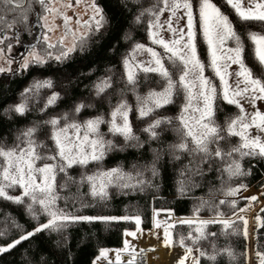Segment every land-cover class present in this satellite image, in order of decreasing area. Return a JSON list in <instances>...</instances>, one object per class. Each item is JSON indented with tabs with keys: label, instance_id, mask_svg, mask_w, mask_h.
<instances>
[{
	"label": "snow or ice",
	"instance_id": "1",
	"mask_svg": "<svg viewBox=\"0 0 264 264\" xmlns=\"http://www.w3.org/2000/svg\"><path fill=\"white\" fill-rule=\"evenodd\" d=\"M11 8L22 7L16 0H5ZM79 3V0H76ZM45 15H37L35 23L40 26L41 33L34 37L37 43L24 45L25 51L12 68L13 58L7 53L11 52L12 44L5 47L0 46V58H3L8 67L0 66V73L11 72L15 74L25 71L30 66H43L49 59L53 58V50L59 49L54 59L63 61L77 47L84 48L90 33L98 32L106 23L104 9L93 2L91 4L92 15L89 20L83 22L86 31L73 33V44L68 47L64 45L61 38L57 43L49 40L48 28L45 16L55 13L57 10L50 6V0H37ZM132 8H129L131 19L129 28L124 32L122 39L130 43V48L121 54V71L119 74L111 69H106V74L98 76L91 82L90 91L92 98L101 104H106L108 111L103 109L97 111L94 116L84 117L82 110L92 109L93 103H85L84 100L73 102L68 110L59 114L49 115L47 119L34 121L30 125L17 130L11 144L0 140V198L17 204H23L25 211L33 218L43 216V222H39L31 230H25L12 238L10 242L0 245V253L13 249L21 241L27 240L36 233L47 231L62 233L69 223L78 221H116L134 220L136 225L141 223V215L124 216H88L76 215L58 206L60 196L57 188H65L69 183L77 185L87 184L91 196L106 199L108 188L114 186L119 189L143 190L144 186L158 188L153 179L161 175L157 166L164 154L170 161H181L187 157V162L182 163L175 169V190L179 196L185 195L192 187L197 186L193 176H201L215 170L227 180L233 177L245 175L242 170L240 158L245 156L264 158V112L255 110L250 114L245 113L241 104L242 99H247L253 107L257 100L264 101V0H225L221 6L213 3V0H158L150 7H144L142 0H132ZM30 7V6H29ZM127 7V5H126ZM222 7H228L226 13ZM165 9L170 13L167 23V31L172 34L169 39L161 35L162 25L159 16ZM183 10L186 16L185 28H175L172 17L176 16L178 10ZM195 9V15H194ZM234 13L233 18L230 19ZM63 15V13H60ZM27 14L23 19L27 20ZM4 17L0 16V20ZM71 17L64 16L65 26ZM245 22V23H241ZM247 22H258L261 31L249 30ZM141 24H146L147 40L153 46L134 39L133 33ZM9 28L11 24L7 25ZM50 30V29H49ZM71 31L70 29H67ZM201 37L200 43L206 47L198 54L197 35ZM17 44L23 45L20 39V31L13 30ZM7 38L5 32H0V45ZM251 42V49L259 68L254 71L253 67L246 63L251 60V54L245 55V42ZM43 46L39 47V42ZM159 46L162 52H158ZM147 53L146 60H137L138 53ZM203 57V58H202ZM175 69V78L169 67ZM235 65V68L232 66ZM209 69V75H205V69ZM144 74V84L149 83L148 74H156L155 81L160 85L159 90L149 87L141 94L140 74ZM234 80L230 82V78ZM218 79V83L216 82ZM161 81L163 82L161 85ZM53 81L51 78L34 79L29 86L20 93V101L4 108V114L14 112L24 116L29 109L31 97L39 95L42 88L51 89ZM131 93L134 104L130 103L127 96ZM60 94L51 91L45 97L40 112H45L54 106ZM115 97V103H113ZM175 104L177 111L175 115H161L158 110L164 109L166 105ZM235 106L238 113L226 111V107ZM130 114H134L138 121L145 120V126L140 129L147 135L149 151L153 154L152 162L141 171L133 165V171H124L117 165L111 168L96 167L90 172L81 171L78 178L70 176L69 170L74 166L84 169L90 164L99 165L105 156L113 151H122L123 146L114 139H106V135L122 137L125 144L135 142L132 146L137 148L143 146L133 131ZM222 117V119H221ZM10 118V117H9ZM101 125L107 126V133L100 131ZM255 127L257 134L249 135V129ZM171 131L175 137L173 141L165 142L164 134ZM238 141L233 143V138ZM155 141L158 147H151ZM39 162V163H38ZM218 165H222L218 166ZM144 171L151 173V178L144 177ZM58 176L61 177L58 180ZM244 185L228 187L225 195H235ZM19 190L18 195H9V189ZM155 198V196H154ZM67 199V198H65ZM249 200H256L251 196ZM207 203L203 200L194 207L193 215L186 219H178L174 223L195 225V233H188L187 238L181 236L179 243L185 248L183 255L177 264H186L187 258L193 253V247L187 245L185 240L195 245L205 235V227L209 224H222L225 228L232 224L228 218H223V213L217 205L216 217L200 219L196 215L200 206ZM224 200L219 204L223 205ZM233 215H236V201L232 200ZM159 209H153L152 221L155 227L161 224L156 216ZM171 216V210H167ZM243 211V209H239ZM219 218V219H218ZM240 220L245 218L241 215ZM259 219V217H257ZM246 224V221H245ZM13 226H20L13 220ZM173 224H164L163 245L171 247L173 243ZM6 233L0 232V236ZM126 235L136 236V232H126ZM247 236L245 230L244 233ZM63 239V238H62ZM59 243V242H58ZM212 253H206L197 249L198 255L192 258L191 264H199V258L207 256L214 261L215 245ZM108 249H99L96 260L108 259ZM141 253L145 249L139 250ZM229 256L233 253L230 249H223ZM127 252L129 259L125 264H135L136 249L128 240L124 241V247L117 250L115 260L117 264L121 261V253ZM260 264H264V253L257 252ZM96 260L93 264H96ZM38 264H43V258Z\"/></svg>",
	"mask_w": 264,
	"mask_h": 264
},
{
	"label": "trees",
	"instance_id": "2",
	"mask_svg": "<svg viewBox=\"0 0 264 264\" xmlns=\"http://www.w3.org/2000/svg\"><path fill=\"white\" fill-rule=\"evenodd\" d=\"M22 7L11 8L5 0H0V32H5L7 38L3 46L14 41L13 30L31 31V23L34 20V10L43 11L37 0H16ZM158 0H142L144 7H150L156 4ZM217 6L225 3V0H213ZM47 3V2H46ZM96 3L104 9L106 17L105 25L98 31L90 33L86 37V44L81 50L77 47L71 52L68 58L63 61H57L54 58L48 60L43 66H30L25 71H19L15 74L0 73V140L11 144L18 129L30 125L34 121L47 119L49 115L59 114L68 110L73 102L84 100L85 103H93L92 109L82 110L83 116H94L97 111L103 109L106 113L108 107L92 98L90 91L91 82L98 76L106 74V69H111L119 74L121 71L120 58L130 43L123 40V34L129 28L131 19L129 8H132V0H96ZM127 5V7H126ZM30 6V7H29ZM228 7H222V11L228 12ZM195 12V9H194ZM27 14V20L23 19V14ZM43 13V12H42ZM234 13L230 16L233 18ZM245 23V22H241ZM249 30L261 31L258 22H247ZM11 24L9 28L7 25ZM134 39L141 43H150L147 40L146 24L138 26L133 33ZM201 37L197 35L198 53H201L205 45L200 43ZM251 42H245V55L251 54V60L246 59L254 71L259 68L258 61L255 60L254 53L250 47ZM156 47V46H154ZM157 48V47H156ZM157 50L161 52L158 48ZM203 58V57H202ZM165 66L169 67L170 72L175 78V69L171 68L165 61ZM206 75H209V69H205ZM51 78L53 87L51 89L42 88L39 95L31 97L29 100V111L24 116H19L14 112L4 114V108L20 101V93L29 86L34 79ZM141 86L139 92L145 93L149 87H155L159 90L160 85L155 81L158 79L156 74H148L149 83L144 84V74H140ZM217 82V81H216ZM161 81V85H162ZM51 91L60 94L54 106L40 112L39 108L43 106L44 99ZM130 103L134 104V98L131 93L127 96ZM115 103V97H113ZM175 104L166 105L164 109L158 110L161 115H175L177 111ZM230 113H238L235 106L226 107ZM132 116V117H131ZM10 117V118H9ZM134 133L139 136L143 142L142 147L132 146L135 142H128L126 145L123 138L111 134L106 135V139H114L116 143L123 146L122 151H113L108 153L104 160L99 164H90L84 169L73 167L69 170V175L78 178L81 171L90 172L96 167L111 168L121 166L124 171H133V165L141 171L153 160V154L149 151V142L147 135L140 131L145 126L146 121H138L134 114H130ZM222 119V117H221ZM100 131L107 133V126L101 125ZM165 142L175 139L173 133L168 131L162 138ZM238 137L233 138V143L238 141ZM151 147H158L155 141L151 142ZM187 162V157H182L181 161H170L167 154H164L158 162L161 175L153 179L154 184L159 187L144 186L143 190L119 189L110 186L107 190L106 199H100L99 196L93 197L89 192L87 184L77 187L74 183H69L65 188H57L60 196L58 206L65 208L66 211L76 215L88 216H124L141 215L140 226L143 229H150L152 226L153 209H159V212H168L176 217H191L193 209L203 200L200 211L196 214L198 217L214 218L216 209L212 205H217L223 213V218L233 216L232 200L236 201L235 209H239L247 204V201L241 197L244 190L252 186L260 187L264 184V158L259 156H245L240 158L242 170L245 175L237 176L227 180L215 170L201 176H193V181L197 186L192 187L185 195L179 196L175 190L176 172L175 169L182 163ZM221 166L222 165H218ZM145 178H151V173L144 171ZM61 177L58 176V180ZM244 185L235 195H225L228 187ZM9 195H18L19 190L9 189ZM155 196V198H154ZM67 198V199H65ZM224 200L223 205L219 204ZM43 216L33 219L26 211L23 204H17L0 198V232L6 233L0 236V245L10 242L19 233L25 230H31L39 222H43ZM13 220L20 227L13 226ZM232 224L225 228L222 224H209L205 227V233L214 235H205L196 242L195 245L186 239L185 243L193 247V253L198 255L197 249L206 253L213 252L215 245V260L210 261L207 256L199 258V264H248V245L247 238L244 235V223L240 220L231 219ZM137 228L134 220H116V221H78L69 223L62 233L42 231L36 233L27 240L21 241L13 249L0 253V264H38L43 258V264H93V261L99 255V249L118 250L124 247L125 233ZM172 232L173 244L176 247H183L179 243L181 236L187 238L188 233H195V225L189 227L184 224H176L170 228ZM63 238V239H62ZM59 242V243H58ZM184 248V247H183ZM223 249H230L233 253L229 256ZM256 250L264 253V210L261 212V226L257 232ZM257 264H260V259Z\"/></svg>",
	"mask_w": 264,
	"mask_h": 264
},
{
	"label": "rangeland",
	"instance_id": "3",
	"mask_svg": "<svg viewBox=\"0 0 264 264\" xmlns=\"http://www.w3.org/2000/svg\"><path fill=\"white\" fill-rule=\"evenodd\" d=\"M46 2L48 3L49 0H46ZM93 2L96 3V0H79V3H77L76 0H50V6L52 8H55L57 11L55 13H48L45 16V21L42 22V23H47L49 26L48 28L43 29V31L47 32L49 36V40L53 43H57L61 38H63L64 45L70 47L73 44V33H83L86 31L85 27L83 26V22L86 20H89L90 16L92 15V9L90 6ZM169 3H171V0H169ZM245 3H247V0H245ZM60 13H63V15H61ZM42 15H45V13ZM169 15L170 13L168 12L167 9H165L162 13H160V16H159V23L162 25L161 35L165 39H169L172 36V34L167 31L166 21L168 20ZM194 15H195V12H194ZM64 16L71 17V19L67 21V29H70L71 31H68L66 29ZM186 23H187V20H186V16L183 15V10L182 9L178 10L176 13V16L172 17L173 27L185 28ZM145 44L147 46H153L151 45V42L145 43ZM38 46L42 47L43 41H41V43ZM156 47L162 52V49H160L159 46H156ZM58 50H59L58 48L53 50V58L58 53ZM5 51L7 53V49H5ZM13 52L14 50L12 47L11 52L7 54L13 58V64L11 65V67L15 68L17 65V61H19L21 58V55L19 54L18 56L14 57L12 55ZM147 58H148L147 53H144V52L138 53L136 56L137 60H146ZM0 66L8 67V65L5 64V61L3 58H0ZM235 67H236L235 65L232 66V68H235ZM7 73H11V72H7ZM205 75H206V71H205ZM233 80H234V77H231L230 82H232ZM217 83H218V79H217ZM241 104L243 105L246 114H250L257 109L260 110L261 112H264V101L257 100L255 103V106L253 107V105L247 99H242ZM256 134H257V130L255 129V127H252L249 129V135L255 136ZM251 196H256V200L254 201L249 200L248 198ZM241 197H243L247 201V204L243 207V216L244 218L248 220V224H250L252 220H256L257 217H259V219L257 220H259L260 222L261 216H259V213L260 211L264 209V184L260 187L252 186L248 188L247 190H244L241 194ZM157 215H163V216L167 215V217L170 218V221H161L157 217L158 218L157 221H159L161 224L160 227H155L152 222V226L150 228L152 230L151 231L150 229H143L139 225L137 226L135 230L127 231V232H136L135 238L133 236H130L131 237V240H130V238H128V236L125 233V240L128 239L132 244L133 240H136L137 235L140 232H141L142 238H144L143 233H149L147 234L146 241L151 242L150 240L152 237L154 243L157 245L156 247L162 248L160 246H161V243L163 242L164 224L167 223V224L175 225V224H178V223H174L176 220L189 218V217H176V216L174 217L172 216V214L171 216H169L168 212H161V213H158ZM199 218L208 219L204 217H199ZM258 226H259V223L257 226L253 227L252 233L249 232V234H247L248 235L247 239L249 242L248 246L250 248V249L248 248L249 249L248 250V264H256L258 262L256 252L254 251V248H255L254 241H255ZM141 229H143L144 231H141ZM150 245H152V243H150ZM140 246L144 247L146 245L140 243ZM165 247L166 248L165 249L163 248L164 252L162 253L163 254V264H177V261L183 255L185 248L176 247L174 246L173 243L171 247H168V246H165ZM113 254H115V252H113ZM194 256L195 254L192 253L187 258L186 264H191L192 258Z\"/></svg>",
	"mask_w": 264,
	"mask_h": 264
},
{
	"label": "built area",
	"instance_id": "4",
	"mask_svg": "<svg viewBox=\"0 0 264 264\" xmlns=\"http://www.w3.org/2000/svg\"><path fill=\"white\" fill-rule=\"evenodd\" d=\"M259 221L252 220L250 224L246 227L247 234L253 232V227L257 226ZM255 243V241H254ZM136 258L135 264H162V253L156 248H145V251L141 253L139 250L136 251ZM121 261L119 264H125V261L129 259V255L127 252H122L121 254ZM100 264H117L116 260H109L102 262Z\"/></svg>",
	"mask_w": 264,
	"mask_h": 264
},
{
	"label": "flooded vegetation",
	"instance_id": "5",
	"mask_svg": "<svg viewBox=\"0 0 264 264\" xmlns=\"http://www.w3.org/2000/svg\"><path fill=\"white\" fill-rule=\"evenodd\" d=\"M43 12V11H42ZM39 10H34V20L31 23V31H20V39L23 42V45L17 44L15 38L14 41L12 42V47L14 52L12 53V55L14 57L18 56L19 54L21 55L22 53H24L25 51V47L24 45H26L27 43H33L36 40L34 39V37H38L39 32H40V28L38 26H35V17L36 15H42L44 13H42ZM41 43V42H40Z\"/></svg>",
	"mask_w": 264,
	"mask_h": 264
},
{
	"label": "crops",
	"instance_id": "6",
	"mask_svg": "<svg viewBox=\"0 0 264 264\" xmlns=\"http://www.w3.org/2000/svg\"><path fill=\"white\" fill-rule=\"evenodd\" d=\"M141 231H144L143 229H141ZM154 235V234H153ZM128 236V238H130V240H131V237L129 236V235H127ZM142 235H141V232L137 235V238H136V240H133V243L131 244V242L128 240V239H126V240H128L129 242H130V244L131 245H134L135 246V248H138L139 246H140V243L141 244H144V245H146V246H148V245H150V243L151 242H147V243H145V241H144V239L141 237ZM135 238V237H134ZM142 238V239H141ZM138 239H139V241H138ZM151 239H152V237H151ZM148 240H149V238H148ZM153 240V239H152ZM113 252L114 251H108V258H111V257H113ZM104 258H101V260H103ZM98 261L99 260H96V264H98Z\"/></svg>",
	"mask_w": 264,
	"mask_h": 264
},
{
	"label": "bare ground",
	"instance_id": "7",
	"mask_svg": "<svg viewBox=\"0 0 264 264\" xmlns=\"http://www.w3.org/2000/svg\"><path fill=\"white\" fill-rule=\"evenodd\" d=\"M151 230V229H150ZM154 230V229H153ZM152 231V230H151ZM144 234V241H145V243H147V241H146V239H147V234H149V233H143ZM162 239V238H161ZM163 239H164V237H163ZM160 247H162V248H160L161 249V251H162V253L164 252V249L166 248L164 245H163V242L161 243V246ZM164 248V249H163ZM174 258V257H173ZM175 261V260H174Z\"/></svg>",
	"mask_w": 264,
	"mask_h": 264
},
{
	"label": "water",
	"instance_id": "8",
	"mask_svg": "<svg viewBox=\"0 0 264 264\" xmlns=\"http://www.w3.org/2000/svg\"><path fill=\"white\" fill-rule=\"evenodd\" d=\"M37 15H38V14H37ZM37 15H36V16H37ZM35 26H38V27L40 28V26H39V25H37L36 23H35ZM40 33H41V28H40L39 35H40ZM39 35H38V36H39ZM40 42H41V41H40ZM40 42H39V44H40ZM33 43H37V41H35V42H33Z\"/></svg>",
	"mask_w": 264,
	"mask_h": 264
}]
</instances>
